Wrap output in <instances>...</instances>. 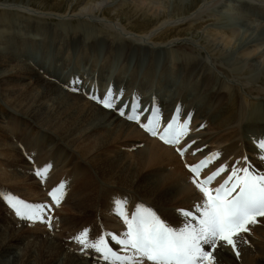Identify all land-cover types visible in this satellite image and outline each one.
I'll return each mask as SVG.
<instances>
[{"label": "rangeland", "instance_id": "obj_1", "mask_svg": "<svg viewBox=\"0 0 264 264\" xmlns=\"http://www.w3.org/2000/svg\"><path fill=\"white\" fill-rule=\"evenodd\" d=\"M5 1L8 3L16 2L26 4L39 11L78 14L75 18L65 22L61 21L58 16H52L49 18L43 17L35 23V19H37L35 18L37 17L36 15L32 16L27 11H23L20 8L7 7L6 5L0 6V23H6V27L0 31V38L7 39L13 37L14 39H11V42L17 41L18 45H21L22 41L28 38V36L29 38L36 39L46 37L45 35L52 30L50 27L53 25L51 24H58L60 27L57 26L59 28V33L63 35L62 39H51L52 48L50 50L42 49L40 56L37 57L44 59L46 64L44 68L31 63L32 58L30 56L34 52V49L29 51L27 58L23 56L25 60H14L8 56L3 57L1 55L2 53H0L9 63L23 62L28 64L27 66L34 71L29 73L28 71H18L15 66L12 67L10 69L12 74L16 76L20 74L24 75V77L19 80L28 79L30 82L37 85L38 82H36V80L41 78L60 88L56 80L42 75L50 76L49 74H52V77H63V75L66 74H73L76 76L78 73H83L87 75V80L93 77L92 79L96 81L98 74L97 68L101 65V61H108L106 54H111L114 49H107L109 47V41L103 36L108 35L111 37L114 33L100 21H93V15H96L98 18L106 17L111 20L119 21L128 30L144 34L164 20L176 19L181 16H190L192 12H195L201 7L198 15L187 17L182 22L186 24L185 29L177 26L167 28L161 27V31L157 34L158 38H151L146 41L134 40L130 42V40L118 36L116 42L124 43L125 45L123 46V44H121L115 48V50H117L116 56L118 57L115 60H111L114 66L113 68L110 67V69L108 67L106 72L104 71L102 73L103 75H101V79L99 78L98 82L100 85L97 87L94 94L100 96L106 93V86L104 89L101 86L106 74L113 77L115 74L122 73L124 77L142 78L147 76L148 72L150 74L152 72L157 76L160 72H163L167 66L168 69L172 71L173 77H167L165 81L160 79L159 83H157L158 85H163L165 88L167 85L171 87L176 80L189 82L187 79L188 74L193 69V67L189 65V60L186 59L189 57L194 58L195 65L198 69L203 68L201 73L197 74L194 79L197 77H207L209 79L210 84L207 86L200 87L194 85V79L191 84L192 88L196 86V89L204 93L202 109L207 119L214 120L213 110L216 104L212 105L210 103L208 94L210 92V86L213 85L215 79H222L229 84L235 85L240 96L241 105H245V99L255 97L247 94L245 92V85L236 81L235 78L253 76V67L255 66L253 63L257 60L264 63V0H248L249 2L247 0H0L3 4ZM99 2H102L103 7H98ZM253 2L256 3L254 4ZM116 5H119V7L113 8ZM81 12H84V14ZM204 19H208V23L214 24L215 27L206 30L205 28L197 27V24L194 23V21H203ZM189 23H192L191 26H188ZM36 24H41L45 27L37 31L34 29ZM234 24L250 28L253 33L250 39H253L254 42H249L248 40V43L242 48H237L239 42L246 39V33H239L235 38L229 41L219 35V30L226 29ZM26 27H29L33 33L26 31ZM189 37H192L196 42L187 41L183 43L182 41L174 46L167 43L175 38L188 39ZM89 42H93L97 47L95 52L83 50L85 47L84 44ZM190 47L192 49H190ZM232 49L240 53L248 49L249 51H253V54L247 55L246 57L243 56V59H234L229 55ZM7 51L9 54L11 53L9 49ZM202 58L207 61L205 64L201 62ZM222 67H227L229 74L235 75L236 77L231 76L228 78L220 69ZM90 74H92L91 77L89 76ZM88 83L90 82L87 81V84ZM84 84H86V82H84ZM191 85H188V83L186 84V86ZM15 87L16 90L24 89L23 84H16ZM6 89L8 91V87L0 84V109L10 110L12 112L11 114H19V112H16V110H13V108L6 104V102H8L6 100L8 94L4 92ZM98 89L100 91H98ZM117 89L123 90L124 96L125 88ZM184 89L185 88L182 90ZM67 90L68 88L65 89V91ZM169 91L172 90L170 89ZM191 91H193V89H191ZM138 92L139 96H135L144 103V97L147 95V92H143V90H139ZM131 93L132 91H130V94ZM141 94L143 97H141ZM129 95H125L127 96L125 101H131L133 96ZM187 95H190V93L182 96V94H179L177 91L174 96L171 95L167 97V100L170 102L183 101L184 106L190 109L192 105L188 102L190 97H187ZM153 104L159 107L158 103ZM226 105L227 104H225L223 108L229 112L228 108H225ZM259 107L264 111L263 105ZM242 113L243 111L238 109L240 117ZM111 117L116 118L117 116L110 115L109 118ZM117 119L113 123V126L117 125ZM200 121L201 119H192L190 121L191 125L188 124L187 131H190L185 143H189L190 147L183 157L178 156L177 152L167 145L169 147V149H167L171 150V152L176 155V160L168 161L164 159L154 161L156 159H153V152L151 149H148L145 153L146 157H143L139 165V170L141 172L138 170V164L136 163L138 159L137 157L133 158L135 155L132 153H138L144 141L148 143L150 138L159 143L156 137L143 133L139 127L133 125L131 127L132 132H128L124 136L115 139L111 147L110 143L106 144L105 147H101L96 152L95 156L101 155L102 157L114 158L117 154H120L121 157H119V160L125 164H122L123 166L119 173L126 174L121 176L127 179H120L108 170L105 171L95 167L93 161L95 157L89 156V154H87V149L84 148L82 144H76L72 140L63 139L54 129L51 130L45 126H42V128L46 130L47 133L43 134L41 131L36 130L35 133L29 134L31 138L30 144L35 140L40 145L46 146L48 149L46 155L48 157L51 155L49 149H54L56 146L65 148L64 152L60 150L59 155L61 156L59 159L57 156L53 159V166L51 165L48 174L43 178L36 176L33 172L34 169L42 167L38 166V164L42 163L41 156L30 159L29 164L21 166L16 164L17 160L15 159H17V157L14 159L9 157V148L6 150V146L0 145V148L3 146L0 149V164L2 165L0 166V173L3 174V177L0 174V188H2L0 194V243L3 240L0 245V264H43L45 259L51 256L59 258V261L63 259L61 263L56 261L54 264H64L65 255L63 252L56 249L57 246L64 245L66 240H69L72 241L74 248L75 240L70 238L68 234L72 235L74 238L84 230L86 226H89L90 229L106 231L110 237L112 234L118 236L123 235V233H118L117 230L125 232L126 224L123 222L122 217L119 215L117 217V214L113 211L114 199L116 198L125 200V211L129 213V216L135 210L136 205L142 202L145 206H150L156 211L157 214L174 229L182 227L183 224L185 226L187 222L186 218L177 211L179 209L190 210L193 208V206H187L188 204L185 202L188 197L192 196L186 191H180L187 182L184 181L183 185H181L182 178L185 180L184 176H187L192 179L190 173L184 168L185 164L192 160H196L202 155L199 154V151L196 149L201 145L203 147H208V152L221 151V153L219 152L221 155L216 159V161H218L220 157L225 155V152L222 151L225 150L224 148L227 149L225 146L230 142L221 138L222 135L219 138L218 136H214V134L210 135V137H212L211 139L205 140L204 135L215 130L212 129L210 125L204 124L202 131L193 132L200 127V125L196 126ZM25 123L26 125H41L33 119ZM237 123L238 122L232 123L231 126L235 127ZM5 125V121L0 118V135L3 134L2 136L6 137L5 132L7 131L10 133L9 131L13 130L9 129L11 128V124L7 125V127ZM21 128L23 129V127ZM117 129H120V127L117 126ZM2 136H0V139ZM23 136L17 135L16 138H11L15 147H18L20 150L28 148L26 143L23 146V142L20 141L22 139L27 141V136ZM127 136H129L128 139H126ZM90 137L95 138L96 134H92ZM54 139H56L55 142L53 141ZM59 139H62V141ZM118 140L119 142H117ZM66 141L67 144H65ZM193 141H195V143H193ZM223 141L225 143L222 144L221 142ZM39 144L36 149H40V151L44 153L46 149L41 150L42 147ZM86 146L90 147V145ZM241 150L238 152L244 153L243 158L245 156L250 158V155L246 154L247 150ZM156 151H159V149ZM18 152L17 155L19 156L20 153ZM64 153L68 154L69 157L63 156ZM233 157L240 158L239 155L232 154L231 152L228 157L223 158L221 162L215 166L222 164L231 166L234 163L237 166H241V168L245 166V162L242 158L240 160ZM70 158H73V161L70 160ZM8 160H10V162H8ZM68 160L72 163L70 166H68ZM62 161L64 162L63 164H61ZM240 161L241 163H239ZM75 164H78V166H74ZM40 165H44V163ZM133 171H135V173H132ZM6 174L14 175L16 179L12 181V183L8 182L9 184L7 180H5V183L3 178ZM224 174L226 173H223V175ZM165 175L170 178L171 182L168 181L169 179L167 182L164 180L165 183H163L162 186L159 182V178L161 176L162 179H164L166 177ZM59 181L63 182L65 185L67 196L64 199L65 192L63 190L61 196L62 201L57 208H54V206L49 212L54 213L51 216L52 221L49 227L45 226L47 224L45 222L43 225L40 223L26 224L27 221L19 218L15 210L7 204L6 200H8L9 197L19 198L28 202L31 201L34 204H40L42 201L46 203L47 192L51 191V188L57 186L56 184H58ZM89 186H91V191L88 195H94L92 198L96 199L99 203L95 207H92V204L90 207H86V211L84 212L85 215L81 216L82 209L77 207L75 202L87 195V188ZM196 190L198 193H194L196 195L198 194L197 197L200 200V198L203 197L197 188ZM3 194L5 195L3 196ZM48 198L50 200L48 204L53 205L54 202L49 195ZM113 227H117L116 230H113ZM259 228V223L252 225L247 236L254 239V249L256 252L264 254V234L258 233L256 229ZM13 238H22L21 240L23 242L13 243L12 246L14 248L9 250L5 243H9ZM98 238L99 237H96L88 241L89 243H94ZM80 247L82 246L80 245ZM256 252H254V255H256ZM238 259L239 257L235 258L234 260H236V262L234 260L233 262L238 264L240 261H238ZM257 259L262 260L264 257L258 256ZM233 262L231 261L230 264H235ZM71 264H88V262L72 257ZM239 264L241 263L239 262Z\"/></svg>", "mask_w": 264, "mask_h": 264}, {"label": "bare ground", "instance_id": "obj_2", "mask_svg": "<svg viewBox=\"0 0 264 264\" xmlns=\"http://www.w3.org/2000/svg\"><path fill=\"white\" fill-rule=\"evenodd\" d=\"M248 1V0H247ZM249 2V1H248ZM254 3V2H253ZM256 3V2H255ZM254 3V4H255ZM123 4V3H121ZM6 5L7 7L12 8H20L23 11H27L30 15L34 16L36 15L37 19H35V23L38 20H41L43 17H52V16H58L60 17L61 21H68L70 19L75 18L77 16V13L70 14L69 12L62 14V13H54L52 11H39L37 9H34L32 7H29L26 4H20L16 2L8 3L0 2V6ZM98 7H103L102 2L98 3ZM119 7V5L114 6L113 8ZM199 7L195 12H192L190 16L198 15L200 12ZM84 14V12H81ZM187 16V17H190ZM187 17L181 16L176 19H169L164 20L160 23H158L156 26L151 28L149 31H147L144 34L135 33L132 32V30H128L123 26L119 21L111 20L106 17L98 18L96 15H93L92 20L95 22H101L104 26L111 29L114 33L113 36L104 35L109 43L107 49H113L111 54L107 53L106 56L108 57V61L102 62L101 65L97 68V80L94 81L92 84L88 83L93 78L91 77L92 74L89 76L91 77L89 80L84 79V77L81 79L78 76L73 77L71 74L63 75V77L53 76L52 74H49L50 76L42 75L44 77H48L50 79L56 80V82L60 85V88L56 85L47 82L44 79L38 78L36 82L38 84L30 82L28 79H22L20 78L24 77L23 74H20L16 76L15 74H12L10 72V69L12 67H16L18 71H28L29 73L34 72L30 67H28V64L20 63V62H12L9 63V61H6L3 57H11L14 60H25L24 57L27 58V55L31 49H34V52L31 54L32 62L33 64L39 65L41 68H44L46 66L44 59L37 58L40 56L42 49L43 50H50L51 47V39H62L63 35L59 33V25L58 24H51L50 30L43 38H26L22 41L21 45H18L17 41L11 42L12 38H0V84L2 86L8 87L4 90V92H7L8 97L6 100V104L13 108V110H16V112H19V114H11L12 112L10 110L0 109V118L5 121V126L11 124V130L8 133L5 132L6 137L2 136L0 139V145L6 146L9 148V157L11 159H14L17 157V163L19 165H25L29 164V160L41 156L42 163L40 164H49L52 165L53 159L57 156L58 159L60 158V150L64 152V148L62 146L54 147V149H49L51 152L50 157L46 155V151L48 150L46 146L40 145L35 140L32 141V144H30V136L29 134H33L36 132V130L41 131L43 134L47 133L46 130L42 128V126H45L51 130H55L59 136H61L63 139H69L74 141L76 144H82L84 148L87 149V154L91 157H95L93 159L95 167H98L101 170H108L113 175L117 176L120 179H127L125 177H122L121 175H126L123 173H119L122 169V166L125 163H122L121 160H119L120 154H117L114 158L111 157H102L101 155L95 156L96 152L101 148L105 147L106 144L110 143V147L112 145V142L127 134L131 131V127L137 126V124H133L132 122L129 123L125 121V119L118 115V112L115 110H110L104 108L100 103H96L93 100H90L86 97L88 93H94L97 87L99 86V78L101 79L102 73L107 68L111 67L113 68V64L111 63V60L117 59L118 56H116L115 48L117 46H120L124 43H117L118 36H122L127 40H130V42L134 40H148L151 38H158L159 32L161 31V27H172L177 26L185 29L186 24L182 23ZM195 24H197V27L205 28L206 30L212 29L215 27L214 24L208 23V19H204L203 21H194ZM64 24V23H59ZM192 23H189L188 26H191ZM59 28H58V27ZM6 27V23L2 22L0 23V31L1 29ZM45 27L41 24H36L34 26V29L37 31H40L41 28ZM26 31L29 33L31 32V29L29 27H26ZM28 33V35H29ZM219 35L223 37L226 40H231L236 37L239 33H246L247 37L245 40L239 42L237 48H242L245 44L249 42H254L253 39H250L252 33V30L245 26L240 25H231L230 27L226 29H222L218 31ZM185 43L187 41L189 42H196L192 37L187 38H181V39H172L168 44L171 46H174L175 44L182 42ZM234 44V43H232ZM229 45V44H226ZM84 51H92L95 52L96 46L93 42H89L84 44ZM95 47V48H94ZM12 53H8V50ZM190 49H192L190 47ZM253 54V51H249L246 49L245 52H238L235 49H232L230 51L231 58L234 59H243L242 57H246L247 55ZM24 56V57H23ZM189 61V65L193 67L192 71L188 74V80L187 81H181L176 80L171 87L166 86L164 88L163 85H158L159 80H166L167 77L171 78L172 71L168 69V66L165 68L163 72H160L159 75L155 76L154 73L151 74L148 72L147 76L139 78V77H124L122 73L115 74L112 79L110 76L106 74V76L103 78L104 81L102 83V88L104 89L105 84H107L109 81H112L114 86L116 88H125V93L123 96V101H125L127 96L129 95L130 91L134 92L136 96H139V90H143V92H147V95L144 97L145 102L142 104L141 108L146 105H151L153 103H158L159 107L158 109L160 112H162L167 117L171 114L172 110L177 107L180 109V113L182 114L180 117L181 119L189 118L192 119H201L200 123L196 126L203 127L204 124L210 125L212 127L213 132L206 133L204 135V139L208 140L211 139L210 135L214 134V136H218L220 138H223L224 140L230 141L228 145H226L224 148L225 150L222 152H225V155L220 157L218 161L214 160L210 165L216 167L218 163L221 162L223 158H226L232 154H237L240 156L233 157L235 159H243L244 153H239L238 151L241 150H247L246 154L250 155V162L260 171H264V163H261V161L257 158L256 149L254 147L255 138L261 135H264V111L259 107L260 105L264 106V63L260 61H255L253 64L256 66L253 67V76H244V77H236L235 75H231L228 72L227 67L226 68H220L223 73L227 75V77L235 76V80L239 83L245 85V92L249 95L255 96L251 97L249 99H245V105H241L240 96L237 92V87L235 85L229 84L226 81L222 79H215L212 86H210V92L208 94V98L210 103L216 104L213 113H214V120H209L206 118V116L203 113L202 109V103L204 99V93L200 91L199 89H196V86L192 88V80L194 77L201 73L203 68L198 69L195 65L194 58H186ZM201 62L205 64L207 61L205 59H201ZM69 72V71H64ZM109 72V71H108ZM75 74V73H74ZM81 76H84L85 74L79 73ZM112 74V73H111ZM255 74V75H254ZM87 77V75H85ZM133 76V75H132ZM19 80V81H18ZM76 82H79L80 84V90L79 91H73V88L76 86ZM86 82V84H84ZM23 84L24 89L16 90V84ZM191 86H186V84ZM11 84V85H10ZM194 85L197 86H207L209 85V79L207 77H197L194 79L193 82ZM68 88L67 91L65 89ZM130 88V91H129ZM185 88L184 90H182ZM172 91H169V90ZM193 89V91H191ZM99 90V89H98ZM179 92V94L185 95L190 93V95H187V97H190V100L188 101L190 105H192V108L189 109V107H185L183 101L176 102L172 101L170 102L167 100V97L171 95H175V92ZM130 102V101H125ZM180 106H178V105ZM225 108H228L229 112L226 111ZM238 109H241L243 111L242 116L240 117V114H238ZM190 114V115H185ZM117 116L116 118H109V116ZM34 120L35 122L41 124V125H35V124H29L26 125V121ZM117 119V125L113 126V123ZM2 121V120H1ZM238 122L235 127L231 126L232 123ZM117 126L120 127V129H117ZM19 127V129H18ZM23 127V129L21 128ZM140 128V127H139ZM8 129V130H9ZM140 130L145 133L141 128ZM92 134H96V137H90ZM146 134V133H145ZM17 135H26L27 141H24V139L20 140L22 145L24 146L26 143L27 149H19L18 147H15L14 142L12 141V137L16 138ZM148 135V134H147ZM130 136V135H129ZM129 136L126 137V139L129 138ZM24 137V136H23ZM106 139V140H105ZM62 141V139H59ZM105 140V141H104ZM19 141V142H20ZM54 142L56 139L53 140ZM93 141V142H92ZM222 141V140H221ZM16 142V141H15ZM73 142V143H74ZM119 142V140L117 141ZM72 143V144H73ZM91 143V144H90ZM222 144L225 143L224 141L221 142ZM16 144V143H15ZM38 144L42 147L44 150V153L42 151L37 150L36 147ZM57 144V143H56ZM67 144V141L66 143ZM86 145H90V147H87ZM2 146V147H3ZM17 146V145H16ZM1 147V148H2ZM69 147V146H68ZM0 148V149H1ZM34 148V150H33ZM70 148V147H69ZM169 147L159 141H155L154 139L149 140L148 143L144 141L142 148L138 151V153H132L135 157H137L138 161L136 163L138 164V170L139 165L142 162L143 157H146V150L151 149L153 152V159L154 161H160V160H168V161H174L176 160V155H174L171 150H168ZM159 149V151H156ZM196 149H201L199 151V154L202 155H209L210 153L214 152H208V147L198 146ZM19 150V152H18ZM241 150V151H242ZM244 151V152H245ZM8 152V151H5ZM4 152V153H5ZM17 152L20 153V155H17ZM221 153V151H219ZM198 154V155H199ZM221 155V154H220ZM252 155V157H251ZM63 156L69 157L68 154H65ZM199 158V157H198ZM4 159V158H3ZM70 160L73 161V158H70ZM69 161V160H68ZM10 162V160H8ZM13 162V161H12ZM39 162V161H38ZM233 162V161H232ZM64 162L62 161L61 164ZM241 163V161L239 162ZM14 164V163H13ZM38 166H44L40 165ZM72 163L69 161L68 166H70ZM123 164V165H122ZM9 165V164H8ZM159 165V164H158ZM240 165V164H239ZM0 166H2L0 164ZM53 166V165H52ZM74 166H78V164H75ZM232 166V165H231ZM243 166V164H242ZM173 167V166H168ZM140 171V170H139ZM1 172V171H0ZM141 172V171H140ZM132 173H135L133 171ZM131 173V174H132ZM227 173V172H226ZM1 174V173H0ZM5 174V173H4ZM3 174H1L2 176ZM163 176V175H162ZM166 177L162 179L160 176L159 182L162 185L167 182H171L170 178L165 175ZM224 175L221 174V177ZM3 177V176H2ZM185 180L182 178L181 185H183L184 181H187L184 186L181 188L180 191L182 192H188L192 197H188V199L185 201L187 206H194L197 203H202L203 198L197 197L194 192L198 193L196 190V186L193 184L192 179L190 177L184 176ZM220 178L217 177L216 180ZM2 179V178H1ZM4 182L7 180V183L14 181L16 179V176L11 174L4 175ZM135 180V179H132ZM165 180V181H164ZM8 183V184H9ZM7 185V184H6ZM9 186V185H8ZM163 186V185H162ZM91 191V186L87 188V195L77 200L76 206L82 209L81 216L85 215L86 207H90L92 204V207H95L99 202H97L96 199H93L91 195H88ZM193 191V192H192ZM192 192V193H190ZM202 199V201H201ZM169 209V208H168ZM167 210V209H166ZM165 210V211H166ZM80 216V217H81ZM11 220V219H10ZM258 223L260 225L259 229H256L258 233L264 234V219L258 218ZM185 223V222H184ZM195 224V222H193ZM4 224V223H1ZM186 224V223H185ZM4 226V225H3ZM6 226V225H5ZM184 227V224L183 226ZM179 227V228H182ZM252 227V225H249V228ZM1 228V226H0ZM117 227H113V230H116ZM178 228V229H179ZM85 229H88L89 235L88 240L94 239L96 237L103 236L105 241L108 243V246L113 249V251H117L119 254L121 253L115 245L114 240L111 239V237L108 235V232L100 230V229H90L89 226H86ZM118 233H124L122 230H117ZM70 238L73 239L72 235L68 234ZM121 236V235H119ZM22 238H13L10 240L9 243H5L6 247L9 250H12L14 247L12 246L13 243L23 241ZM20 240V241H19ZM245 241H247L245 243ZM3 240L1 241L0 245L2 244ZM75 246L73 248L72 241L66 240V243L64 245L57 246V250L64 253V264H71L72 257H76L78 260H84L87 261L88 264H111L110 261H104L101 256V253H97L94 249H86L81 250L80 244L75 240ZM24 244V243H23ZM257 246V245H256ZM238 250H239V259L238 261L241 264H264V259L258 260L257 257H264V254L257 253L254 249V239L251 237H248L246 233L242 234L241 237L238 238ZM258 247V246H257ZM259 248V247H258ZM257 248V249H258ZM264 248V247H263ZM254 252H256V255H254ZM260 252V251H259ZM263 252V251H261ZM55 256H51L47 259H45L43 264H54L56 261H59V258H55ZM238 258L235 254V251L227 245L220 246L218 250L215 252V262L214 264H230V262ZM63 260V259H61ZM61 260L59 263H61ZM236 262V260H234ZM233 262V263H235ZM238 262V264H239ZM19 264H25V263H19ZM29 264V263H27ZM147 264H151V262H147ZM236 264V263H235Z\"/></svg>", "mask_w": 264, "mask_h": 264}, {"label": "snow or ice", "instance_id": "obj_3", "mask_svg": "<svg viewBox=\"0 0 264 264\" xmlns=\"http://www.w3.org/2000/svg\"><path fill=\"white\" fill-rule=\"evenodd\" d=\"M80 84L76 82L73 91H79ZM90 98L100 103L104 108L115 110L121 116H126L130 121H136L153 136L167 144L179 143L186 134L189 120L182 124L177 123L176 115L167 121L162 131H159L161 123L160 114L151 111L149 117H145L146 123L141 120L138 98L130 102L123 101V90L114 91L113 88L97 96L90 93ZM186 115V114H185ZM195 143V141H193ZM254 147L257 158L264 163V135L255 138ZM186 149H177L181 155ZM201 151V149H197ZM220 156L219 152L210 153L196 164L188 165L192 173V182L203 193L204 200L197 203L190 210H177L187 220L184 227L174 229L169 226L150 206L138 203L135 210L129 216L125 211V200L114 199L113 211L122 217L127 226L123 238L111 235L117 245H121L122 253L113 251L108 246L103 236L94 243L88 241V229L82 230L73 239L82 247L81 250L94 249L101 253L104 261L111 264H214L215 252L220 246H230L237 257L238 238L250 231L249 225L257 224L258 218H264V171L258 170L245 156L244 167L222 164L206 177L201 176V170L205 169ZM51 167L45 164L34 169L35 175L45 177ZM228 173L227 178L217 187H211L212 182L221 174ZM64 184L61 182L53 187L49 196L55 205L61 202ZM8 203L15 210L19 218L29 221H42L51 226V217L46 213L52 210V206L46 203L28 204L15 197H9ZM195 222V224L193 223ZM247 241H245L246 243Z\"/></svg>", "mask_w": 264, "mask_h": 264}]
</instances>
